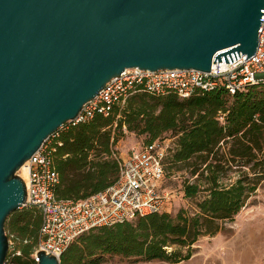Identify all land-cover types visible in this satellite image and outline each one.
Instances as JSON below:
<instances>
[{"label":"water","instance_id":"1","mask_svg":"<svg viewBox=\"0 0 264 264\" xmlns=\"http://www.w3.org/2000/svg\"><path fill=\"white\" fill-rule=\"evenodd\" d=\"M263 21L264 0H0V264L27 201L18 173L112 79L248 60Z\"/></svg>","mask_w":264,"mask_h":264},{"label":"trees","instance_id":"2","mask_svg":"<svg viewBox=\"0 0 264 264\" xmlns=\"http://www.w3.org/2000/svg\"><path fill=\"white\" fill-rule=\"evenodd\" d=\"M125 130L147 136L146 145L163 141L167 133L179 136L177 150L172 149L165 160L162 189L167 190L164 182L169 165L178 170L182 166L194 168L193 175L198 174V166H206L205 170L212 175L209 198L198 205L195 216L181 211L174 218L165 211L93 230L70 246L61 264H97L108 255L172 264L187 261L190 253L182 256L169 252V248L190 250L200 238L216 236L226 223L234 221L264 177L262 164L260 169H252L257 175L255 179L245 178L226 188L218 184L215 170L222 159L219 150L223 142L232 143L229 155L233 159L256 160L260 153L264 156V85L236 96L223 88L199 92L189 99L174 94H138L116 106L108 117L98 115L76 126L68 125L56 134L53 158L60 175L55 190L58 200H85L119 181L121 170L115 148L125 138ZM200 191L199 186L188 185L184 197L194 198ZM42 222L36 207H25L11 215L6 233L19 243L12 264H37L33 256L38 249ZM6 262L9 264L10 259Z\"/></svg>","mask_w":264,"mask_h":264},{"label":"built area","instance_id":"3","mask_svg":"<svg viewBox=\"0 0 264 264\" xmlns=\"http://www.w3.org/2000/svg\"><path fill=\"white\" fill-rule=\"evenodd\" d=\"M240 54L235 62L212 65L211 72L198 70H160L151 72L129 69L107 84L96 99L88 103L80 117L69 125L76 126L98 115L110 116L116 106L138 94L158 97L177 95L189 99L199 92L223 88L230 95L264 85V21L259 32L256 54L247 59ZM246 60V61H245ZM49 138L24 165L27 177L25 207L40 210L43 222L38 249L33 256L38 264L42 251L59 261L81 236L105 227L131 222L139 217L160 214L172 202L169 191L162 189L165 160L172 147L159 140L134 148L127 158L119 160L120 179L103 193L80 201H60L55 190L60 184L53 158V141Z\"/></svg>","mask_w":264,"mask_h":264},{"label":"rangeland","instance_id":"4","mask_svg":"<svg viewBox=\"0 0 264 264\" xmlns=\"http://www.w3.org/2000/svg\"><path fill=\"white\" fill-rule=\"evenodd\" d=\"M221 122L224 123V117H221ZM68 125L59 131L66 130ZM178 138L179 136L173 133H167L162 137L163 142L172 147L174 151L177 150ZM148 140L149 138L147 136H137L125 130V138L115 148L117 152L115 157L118 160L127 158L134 148L138 149L146 145ZM231 147L232 143L226 144L223 142L221 144L219 159H222L217 163L218 167L215 169L218 171V184L226 188L235 185L239 180L245 178H249V180L255 179L257 175L252 172V169H260L261 167L259 165L264 164L263 153L258 154L256 160L233 159L229 155ZM192 163L195 164L196 160ZM199 168L200 166H198V174L193 175L194 168L182 166L178 170V168L169 165L164 186L173 197L171 204L166 208V213L172 217L176 218L181 211L187 212L188 216H195L198 212V205L209 198L207 190L211 188L210 182L212 175L209 171L205 170L206 166H203L201 169ZM25 171L21 170L23 173ZM188 185H197L200 187L201 191L196 197H184V189ZM9 242L10 249L7 259L9 258V264H12L11 260L14 253L18 251L19 243L13 238H9ZM169 252H175L182 256L191 254L189 260L175 264H264V177H261L257 191L242 211L235 217L234 221L226 223L223 230L216 236L200 238L190 250L188 248L174 246L169 248ZM97 264L172 263L162 261L147 262L140 258H124L108 255Z\"/></svg>","mask_w":264,"mask_h":264},{"label":"bare ground","instance_id":"5","mask_svg":"<svg viewBox=\"0 0 264 264\" xmlns=\"http://www.w3.org/2000/svg\"><path fill=\"white\" fill-rule=\"evenodd\" d=\"M21 170L25 171V170H26V166H24V168L21 169ZM20 172H21V171H20ZM21 176H22V178L25 180L26 177H27V173H26V171H25V173L21 172Z\"/></svg>","mask_w":264,"mask_h":264}]
</instances>
